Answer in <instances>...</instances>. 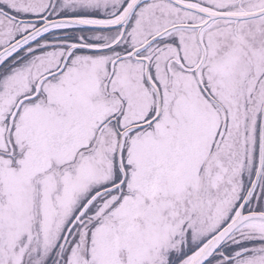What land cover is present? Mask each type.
<instances>
[{"label":"snow or ice","instance_id":"snow-or-ice-1","mask_svg":"<svg viewBox=\"0 0 264 264\" xmlns=\"http://www.w3.org/2000/svg\"><path fill=\"white\" fill-rule=\"evenodd\" d=\"M0 264H264V0H0Z\"/></svg>","mask_w":264,"mask_h":264}]
</instances>
